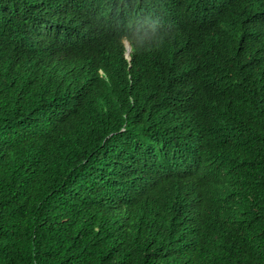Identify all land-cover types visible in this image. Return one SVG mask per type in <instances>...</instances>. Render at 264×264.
Returning <instances> with one entry per match:
<instances>
[{
	"label": "trees",
	"instance_id": "16d2710c",
	"mask_svg": "<svg viewBox=\"0 0 264 264\" xmlns=\"http://www.w3.org/2000/svg\"><path fill=\"white\" fill-rule=\"evenodd\" d=\"M0 264H264V0H0Z\"/></svg>",
	"mask_w": 264,
	"mask_h": 264
},
{
	"label": "clouds",
	"instance_id": "9594fccd",
	"mask_svg": "<svg viewBox=\"0 0 264 264\" xmlns=\"http://www.w3.org/2000/svg\"><path fill=\"white\" fill-rule=\"evenodd\" d=\"M69 26H70V28L72 30V34L74 36L88 35V34H91L93 32V28L89 25V23L87 22V20L85 18H82V15L69 18ZM39 32L40 31H37L35 33L36 34L35 36H38ZM123 43H124V46L126 48L125 56L129 61L130 56H131L132 45H131V42L128 38H124ZM67 59H68L67 52L57 53L51 57V63L52 64H55L58 62L69 63Z\"/></svg>",
	"mask_w": 264,
	"mask_h": 264
},
{
	"label": "bare ground",
	"instance_id": "6f19581e",
	"mask_svg": "<svg viewBox=\"0 0 264 264\" xmlns=\"http://www.w3.org/2000/svg\"><path fill=\"white\" fill-rule=\"evenodd\" d=\"M129 8H130V7H129ZM134 8L136 9V7H134ZM124 9H125V8H124ZM130 10H131V8H130ZM133 11H134V10H133ZM134 12H135V11H134ZM128 13H129V12H128ZM137 13H138V12H137ZM137 13H136V14H137Z\"/></svg>",
	"mask_w": 264,
	"mask_h": 264
}]
</instances>
